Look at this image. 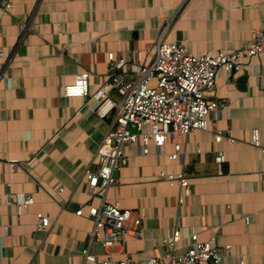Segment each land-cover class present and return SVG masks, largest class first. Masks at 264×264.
<instances>
[{"label": "crops", "instance_id": "1", "mask_svg": "<svg viewBox=\"0 0 264 264\" xmlns=\"http://www.w3.org/2000/svg\"><path fill=\"white\" fill-rule=\"evenodd\" d=\"M262 1L11 0L0 9V264H87L82 248L139 260L181 252L191 231L220 250L228 244L224 264L238 257L264 264V154L247 142L256 127L264 149V55L218 70L205 94L225 106L208 112L206 130L175 138L176 158L166 156L169 140L146 153L122 145L126 161L103 196L140 216L138 235L103 249L89 241L92 219L73 213L100 199L88 195L83 169L94 168L96 144L112 125L113 109L99 117L89 94L106 78L105 51L131 64L136 51L150 60L157 39L198 53L236 48L264 27ZM79 70L88 73V92L64 96L62 86ZM216 130L232 140L214 141ZM158 170H181L188 193L177 201L178 185L156 177ZM24 195L31 201L17 210ZM36 211L48 216L41 229ZM174 227L179 238L169 244Z\"/></svg>", "mask_w": 264, "mask_h": 264}, {"label": "built area", "instance_id": "2", "mask_svg": "<svg viewBox=\"0 0 264 264\" xmlns=\"http://www.w3.org/2000/svg\"><path fill=\"white\" fill-rule=\"evenodd\" d=\"M11 0H0V9H7ZM264 9V1L260 3ZM106 78L96 89L89 92L94 99L92 109L101 117L110 108L112 125L96 144L93 152L94 168L84 167L83 176L88 195L99 194L96 203L86 201L79 204L73 213L85 215L92 219L89 230V241H95L104 247L108 243L124 240L128 236H136L140 231V216L130 218V210L121 207L116 201L104 199L103 193L107 185L116 181L112 171L124 164V144H137L140 152L146 153L149 146L161 147L167 140L171 149L168 159L177 157L179 144L175 140L180 135L194 131L206 130L207 114L210 110L223 108L224 101L215 97H207L205 90L213 88L219 69L231 71L239 69L243 64L242 57L264 55V27L256 29L246 41L232 49H215L211 52H192L178 41L157 39L152 48L150 60L144 61L138 51L132 69L127 70V61L122 55L111 50L105 51ZM1 55V51H0ZM87 71L75 72L69 83L62 86L64 96H82L87 91ZM153 76V78H152ZM106 88H112L118 95L113 100L106 94ZM213 140L232 137L222 135L216 130ZM248 144L258 147L261 154L259 132L256 127L248 129ZM213 159L223 160V153L216 150ZM156 177L166 183H175L180 192L177 201L188 193V177L181 171L158 170ZM31 197L24 195L18 198L16 209L24 207ZM84 208V210H82ZM36 229L48 224V216L36 211ZM130 218V221H129ZM245 219V216H244ZM188 241L179 253L165 252L162 255H147L143 259L133 260L123 255L113 258L108 252L95 256L81 249L87 264H224L222 257L229 250V245L220 248L215 246L211 237L197 239L195 232L187 234ZM179 238L178 228H173L165 242L172 244ZM234 264H256L246 262L238 257Z\"/></svg>", "mask_w": 264, "mask_h": 264}, {"label": "rangeland", "instance_id": "3", "mask_svg": "<svg viewBox=\"0 0 264 264\" xmlns=\"http://www.w3.org/2000/svg\"><path fill=\"white\" fill-rule=\"evenodd\" d=\"M127 69L128 70H131L132 69V65L131 64H127ZM242 70V69H241ZM241 70H239V71H236L237 73L239 72H241ZM219 71H221V70H219ZM152 78H153V76H152ZM118 97H119V95L116 93V92H114V94H113V96H112V99L113 100H116V99H118Z\"/></svg>", "mask_w": 264, "mask_h": 264}, {"label": "water", "instance_id": "4", "mask_svg": "<svg viewBox=\"0 0 264 264\" xmlns=\"http://www.w3.org/2000/svg\"><path fill=\"white\" fill-rule=\"evenodd\" d=\"M241 86H243V85H241Z\"/></svg>", "mask_w": 264, "mask_h": 264}]
</instances>
